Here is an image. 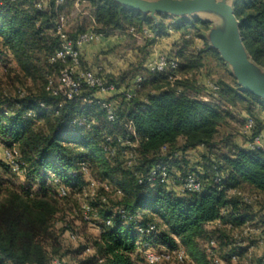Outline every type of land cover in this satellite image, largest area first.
<instances>
[{"label":"trees","instance_id":"trees-1","mask_svg":"<svg viewBox=\"0 0 264 264\" xmlns=\"http://www.w3.org/2000/svg\"><path fill=\"white\" fill-rule=\"evenodd\" d=\"M32 1L0 0V56L10 58L33 86L18 87L13 97H0V144L3 149L15 148L22 163L21 173H15L4 158L0 160V264H52L54 259L68 264L55 246L51 223L59 212V201L81 187L88 188L90 199L83 203L90 205V221L97 224L98 233L91 246L82 247L92 254L75 264H134L133 255L143 242L163 243L167 250L181 248L184 262L190 258L193 264H206L207 259L211 264L201 246V241L207 245L211 239L217 242L215 252L224 264H231L233 254L243 258L244 250L232 246V234L246 221L264 220L260 215L264 211V151L248 148L243 133L241 145L230 134L219 142L216 139L236 115L243 124L251 117L252 135L261 134L264 100L238 90L204 39L208 23L198 19L165 22L168 18L160 16L155 26L147 16L113 0H79L88 3L91 22L103 37L129 29L144 35L146 29L152 33L150 39L145 37L147 44H153L169 29L180 33L176 50L165 55L167 61H176V69L168 66L152 73L145 64L130 63L114 75L98 63L88 67L80 53L81 70H91L106 85H113L111 92L122 88L107 98L116 113L109 122L94 96L99 92L96 88L82 83L79 94L67 99L48 87V80L56 81L66 66L48 60L60 48L52 28L57 14L72 8L73 2L55 6L51 0L48 10H38ZM234 14L249 56L264 68V0H235ZM86 31L79 26L68 35L74 39ZM218 70L225 78H213ZM174 76L180 79L171 81ZM136 77L141 81L134 84ZM209 81L217 85L216 96L207 86ZM202 90L208 100L200 97ZM125 92H130V98ZM88 98L90 103L84 101ZM80 119H84L82 125H71ZM128 123L134 134L127 129ZM106 136L112 140L107 142ZM131 143H136V161L127 166L123 152L131 149ZM199 147L205 151L191 165L186 155ZM105 148H112L114 154ZM158 164L167 165V181L140 182ZM187 172L199 177L200 192H179L178 174ZM18 176L23 180L15 179ZM91 181L95 182L93 195ZM60 188L65 189L64 196H59ZM233 188L256 195V204L241 205L236 197L228 198L226 192ZM148 224L155 226L154 233L138 232ZM262 259L264 252L253 261L260 264Z\"/></svg>","mask_w":264,"mask_h":264},{"label":"built area","instance_id":"built-area-1","mask_svg":"<svg viewBox=\"0 0 264 264\" xmlns=\"http://www.w3.org/2000/svg\"><path fill=\"white\" fill-rule=\"evenodd\" d=\"M11 2H20L23 0H10ZM72 1L73 7L78 9L79 0H54L55 6L64 4L65 2ZM51 0H33L32 5L38 10H48L50 8ZM92 20V19H91ZM68 23V16L62 11L56 16L52 32L55 37L60 41V48L49 56L48 60L50 63L59 61L65 63L66 66L60 71L57 76V80H48V87L52 89L53 93H61L67 99H71L73 96L79 94L82 83L90 88H96L99 92H111L114 90L113 85H106L103 79L97 76L91 70H81L80 69V47L85 44H91L98 42L103 38V34L97 32L94 28V23L91 22V26L88 31L78 34L74 39L70 38L66 26ZM145 36L152 37V35H147L144 31ZM171 69L177 68V63L174 60L167 61L165 55H160L149 61L146 64V68L150 72L163 71L167 67ZM174 79H180L179 76H174ZM141 81V77H136L133 81L137 84ZM208 88L212 92L213 96H216L217 85L214 82L209 81L207 83ZM19 92V91H18ZM20 95L23 93L20 92ZM130 92H125L126 98H130ZM208 100V98H204ZM84 101L91 102V99H84ZM97 103L105 111L106 119L112 122L116 119V113L113 103L107 98H98ZM42 105V104H41ZM84 119L73 120L71 125H82ZM127 129L134 134V130L131 123L126 124ZM255 127V122L251 117H246L243 124L242 133L248 137L247 147L250 149H260L264 151V137L259 135H252V131ZM105 140L110 142L112 138L106 136ZM131 149L125 150L123 153L125 155V162L127 166H131L136 161V153L134 147L136 143L129 144ZM110 155L114 154V150L105 148ZM3 158L12 172L21 173V159L18 151L15 148L3 149ZM84 169V168H83ZM146 180L150 183L157 181L160 184H164L168 179V169L166 164H158L152 167L146 175L140 177V182ZM218 180V178H217ZM54 181H56L54 179ZM178 190L180 193H196L200 192L202 189V184L197 175L191 172H187L184 175L178 174ZM91 194L93 195L95 189V182H90ZM66 191L64 188H60L59 196H64ZM228 198L236 197L241 205L252 206L256 204L258 197L256 195L249 194L240 189H228L226 192ZM91 208L88 203H82L80 206V213L85 219L90 221ZM118 213L124 216V211L122 209L118 210ZM264 217V211L260 214ZM110 221L106 220L105 225H109ZM138 232L142 235H148L154 233L156 228L153 224H148L145 228L139 227ZM69 240L75 241L77 235L75 232L69 230L66 233ZM232 246L236 249H243V258L237 254H233L230 257L231 264H257L254 262L253 254L255 250H260L261 254L264 252V220L257 219L254 222L246 221L239 230H234L232 234ZM217 248V242L211 239L206 245V252L210 256L211 264H224L223 260L219 258L216 254L215 249ZM139 250H141L142 256L146 264H159L162 262L176 261L177 263H183L186 260V255L183 249L176 248L173 250H158L155 248H150V244L143 242L139 245ZM259 251V252H260ZM85 252H90L87 247ZM52 264H58L57 260L54 259ZM260 264H264V259Z\"/></svg>","mask_w":264,"mask_h":264},{"label":"rangeland","instance_id":"rangeland-1","mask_svg":"<svg viewBox=\"0 0 264 264\" xmlns=\"http://www.w3.org/2000/svg\"><path fill=\"white\" fill-rule=\"evenodd\" d=\"M63 12L68 16L66 31L69 35H72L79 26H82L86 30L89 29V27L91 26V9L88 6V3H79L78 9L74 7H66L65 9H63ZM168 20L169 19H167V21ZM128 31L129 30H126L125 32L116 31L115 33H113L111 37H114V40H111L112 42L109 41L108 44H105L107 48H109L110 46L112 48H109L107 51L101 50L102 52L100 53V55L98 52L97 55L100 58L98 56H94L92 58L94 60V63H98L100 66L104 67L106 71L112 70L116 72L120 68L125 69V64L130 61H136L134 63H142V65H146L149 61L155 59L154 57L158 55H166L168 50L167 48H164V44L157 43L155 46L153 44H147L149 41L147 39H150L149 36H142L141 34L134 32V34L138 37L136 38L133 37L132 34ZM147 35H152V33L148 32ZM121 37H124L123 43L125 44H121L124 45L123 48H120L121 45L115 46L116 41H119ZM145 37H147V39ZM195 41L196 44H199L197 40ZM133 49L137 50V54L133 53ZM87 51L88 49L86 51H83L82 58L85 57L88 60ZM95 53H97V51L94 52V54ZM104 55L107 56L105 57ZM220 76H223L222 70L214 72L213 78L217 79ZM223 77L225 78V75ZM18 87H22L25 90L33 88L31 81L22 78V75L19 74L15 63L10 58L0 56V97L1 95L2 97L4 95H7V97L15 96L18 93ZM235 117V119L230 120L228 124L221 129L220 134L216 139L218 142L221 141V139L227 134H230L234 141H243V121L241 120L240 116L236 115ZM204 151L205 150L202 147L197 148L195 151H191L189 156L187 155L189 161L192 158V162L190 161V164L195 165L199 161L200 155ZM221 152V150H218V153ZM2 155L3 146L0 144V160L3 158ZM22 178L23 177L19 176L15 177V179H18L20 181L23 180ZM88 199H90L88 188L81 187L79 190H76L74 193H71L67 199L60 200L59 212L51 223V230L54 233V236L57 238L55 246L56 248H58L59 255H62L63 260L68 264H75L78 260L86 259L88 258V255L92 254H88V252L83 251L82 247L84 244H88L90 246L93 244V241L98 233V227L97 224L88 221V219H85L80 213V211H78L81 204L86 200L88 201ZM93 202L97 203L96 199L93 200ZM262 219H264L263 216ZM63 229H68L75 232L77 235V239L75 241L69 240L66 234L62 233ZM175 240H177V238H175ZM205 242L206 241H201V246L203 250L206 249ZM152 245L153 244L150 245V248H153L154 246V248L158 250L168 249L163 243H158L157 245L153 246ZM48 251L51 252V249L48 248ZM259 251L260 250H255L253 254L254 260H256L261 254V251ZM133 261L134 264H146L142 256L141 250L138 249V251L133 255ZM206 261V264H209V261L207 259ZM160 264L193 263L192 260L189 258L186 262L183 263L170 261L163 262Z\"/></svg>","mask_w":264,"mask_h":264},{"label":"water","instance_id":"water-1","mask_svg":"<svg viewBox=\"0 0 264 264\" xmlns=\"http://www.w3.org/2000/svg\"><path fill=\"white\" fill-rule=\"evenodd\" d=\"M129 10L147 16L155 26L159 17L198 19L208 23L204 34L235 80L239 91L264 100V68L249 56L234 14L235 0H113Z\"/></svg>","mask_w":264,"mask_h":264},{"label":"crops","instance_id":"crops-1","mask_svg":"<svg viewBox=\"0 0 264 264\" xmlns=\"http://www.w3.org/2000/svg\"><path fill=\"white\" fill-rule=\"evenodd\" d=\"M163 17H165V16H163ZM160 18L161 17H159V21H160ZM166 18H168V19H176V18H172V17H166ZM176 20H178V19H176ZM165 22H167V19H165ZM132 29H129V33H131L132 34V36L133 37H136V38H138L132 31H131ZM144 31H146L147 33L149 32L148 30H144ZM205 33H207V31L205 32ZM204 33V34H205ZM142 36H145V34L144 35H142ZM145 39V38H144ZM204 39H205V37H204ZM111 40H114V37H111V35L109 36V37H103L102 39H100L98 42H94V43H91V44H85V45H83V46H81L80 47V53H81V57L83 56V51L85 50H87L88 49V51H87V53H88V60L85 58V57H83L84 59V61L87 63V65H88V67H92V66H94L95 65V63H94V60L92 59L94 56L95 57H97L98 55V52H99V55H100V53L102 52V51H107L109 48H112L111 46L109 47V48H107V46L105 45V44H108V42L109 41H111ZM206 40V39H205ZM123 41H124V37H121L120 39H119V41H116V45L115 46H120L122 43H123ZM198 41V40H197ZM112 42V41H111ZM179 42H180V33L178 32V31H175V30H172V29H169L168 30V34L166 35V36H162V37H157L156 38V40H155V42L153 43V45L155 46L157 43H160V44H164L163 46H164V48H167V53H166V55L167 54H171L174 50H176V48H177V44H179ZM199 42V41H198ZM206 42H207V44H208V41L206 40ZM104 44V45H103ZM123 44H125V43H123ZM95 45V46H94ZM209 45V44H208ZM98 46H100V47H98ZM102 46H104V47H102ZM98 47V48H97ZM124 47V45H121V47L120 48H123ZM209 47V46H208ZM107 48V49H106ZM114 48V47H113ZM102 50V51H101ZM154 50V49H153ZM97 51V53H95L94 54V52H96ZM133 51V53H135V54H137V50L136 49H133L132 50ZM155 51V50H154ZM107 54H110V53H107ZM154 55V54H153ZM152 55V56H153ZM105 57L107 56V55H104ZM155 56V55H154ZM158 56H160V55H158ZM158 56H156V57H158ZM99 57V56H98ZM156 57H154V58H156ZM100 58V57H99ZM95 60H96V58H95ZM134 62H136V61H130V62H128L127 64H125V68H126V66L128 65V64H130V63H134ZM106 70V69H105ZM120 70H123V69H118V71H116V72H114V71H110V70H108L107 72H110V73H113L114 75H116V74H118L119 73V71ZM201 82H206V77H205V75H202V78H201ZM122 92V88L119 90V91H116V92H105V93H103V92H96L95 94H94V96L95 97H97V98H108V97H111L112 95H114V94H116V93H121ZM201 94V96L200 97H202V98H206L207 97V95L205 94V91L204 90H202L201 92H200ZM261 118H263V120H264V113L261 115ZM261 135L264 137V129H263V131L261 132ZM236 142V144H239V145H241L242 144V142L243 141H235ZM189 154H190V152H188L187 153V155L189 156ZM187 155H186V158L188 159V157H187ZM189 160V159H188ZM191 162H192V158H191V160H190Z\"/></svg>","mask_w":264,"mask_h":264}]
</instances>
